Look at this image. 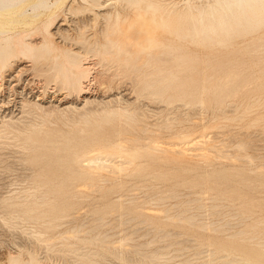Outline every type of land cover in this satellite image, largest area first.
Returning a JSON list of instances; mask_svg holds the SVG:
<instances>
[{"label":"rangeland","instance_id":"rangeland-1","mask_svg":"<svg viewBox=\"0 0 264 264\" xmlns=\"http://www.w3.org/2000/svg\"><path fill=\"white\" fill-rule=\"evenodd\" d=\"M168 1H171V0H168ZM176 1L184 2V0H176ZM66 4L69 5L67 6V9L59 11L57 14V17L53 21V24L50 28L51 37L53 38V41L56 45L60 47L71 48L76 51H82L83 54H85V52L83 51L85 48H83L82 45L78 43L76 40L80 30L84 29L85 35L88 36L91 40H94L96 37L101 36L102 21L100 19L92 18V16L89 15V13L82 11L81 0H66ZM70 6H71V9L69 8ZM262 32H263V29L259 30L258 32H255L254 35L258 36ZM42 36H43V33H35L31 35L29 39L37 42L42 39ZM249 37L250 35L246 36L245 37L246 40H244L245 38L243 37H240L239 39H237V41L233 45L232 51L229 49H225L223 47H205V48L203 47L201 49V48L192 46L190 51L192 52L195 51L197 54L198 53L201 54V57H203V59L209 60L205 63V66H204L207 68L202 67V74L198 75L199 78L196 84L195 83L193 84L192 89L188 88L187 85L184 84L182 88L179 87L178 89H175V88L170 89L167 92L168 94L164 95V97H161L159 99L146 96L139 91L136 92L137 88L134 87L135 84L133 85V81H132L133 76H135L134 74L127 75L125 73H122L121 68H119L118 65H115V64L109 65L111 66V68L106 70V68H108L109 66L101 65V64L96 65L97 59L95 60V58L91 56L88 57L89 56L88 54H85L84 58L86 59L88 57L86 61L91 62V64L93 65V70L95 71V73L93 72L92 74L94 75L98 73V75L96 74L98 78L96 77V80L95 79L93 80V76H90L89 77L90 80H87L85 84L91 82L90 83V85L92 86L91 89L94 90L93 91L94 93L96 92L95 94H93V97H95V101L93 103L88 104L83 109L81 108L79 111L73 108L71 110L64 108L65 111H62L53 105L48 106L49 109L47 108L46 110H41L31 105H28L26 107L25 112H21L22 107H21L20 101L18 103H15V101L13 100V95L10 96L9 94L10 93L9 89L7 91L5 90L3 94H4L6 101L10 100L7 103V105H9V108L6 109L5 111L9 112V110H11L14 112L12 114L13 117L15 119L19 118V120H16L15 123L18 126H24V125L27 126L28 130H31V128L36 127L37 132L51 133L50 134L51 139L53 140V143L55 144H61L68 137H72V136H77V138H81L80 137L82 136L81 128L84 127L85 123L82 120L78 121L76 117L80 118V115H81L80 113H83L89 110L98 111V114L95 115L96 117L95 116L92 117L93 123H91L92 125L90 126H92V128L97 127L99 131H102L104 134V137H106L107 140L114 141V142H117V140L118 142L120 140L121 141L124 140L125 141V142L123 141L124 143H126V141L127 142L131 141L132 145L134 144V146L132 147L139 148V149L144 148L145 145H147L151 139H158L160 141L159 144L162 143L160 145H164V143L167 141L168 142H173V141L180 142V141H183L185 138L190 139V138H194L195 136L196 138H199L197 136L201 135L202 132L206 133V135L208 134L206 136V139L208 137H209L208 139H212L213 137V140H210L212 145L218 144L217 142H220L222 138H223L222 140L230 139L232 142L233 138L231 139L230 137H234V136L238 137L237 135L240 134L239 132L241 131L242 133L244 132V134L242 135L241 133L242 136L239 135L240 137L234 138L233 142L231 144L229 143L231 146L235 145L237 141L239 140L240 141L242 139L246 140L247 138L251 137L252 134L253 136L255 134L256 135L253 137L254 140L253 139L250 140L251 138L248 139L250 144L255 145V146L253 145L254 148L253 147L250 148L252 145L250 146L248 144V146L250 147L243 149L244 150L243 156L244 155L248 156L245 158L246 162L244 161L241 162L238 160L237 161L230 160V156L233 154L230 151L228 152L231 153V155L228 153H224L225 158L222 156L218 158L215 156H212L210 158H206L203 156H193L190 158L186 157L182 160L179 158L178 159L175 158V157H178L176 155L175 157L167 159V162L163 158L165 154L161 153L159 155L160 157H157L156 160H154V166H156L155 169L157 171L164 170L165 172L162 171V173H164L163 175H161L159 171H158L159 172L158 174L156 170H154V172H151L152 174L151 173H141L138 175L137 173L131 171V169H126L127 171L125 170V172L122 171L120 173H115L113 171L108 170L107 168L88 169L86 167H80V170L82 172H88V170L90 173L93 172L91 176L94 178L96 177L94 179L95 184L98 183L99 185L101 184L103 185V188L99 186L100 189L98 187V184L96 186H93L96 189L95 188L91 189V187L87 189L85 188L86 186L82 188L85 185L84 183L86 182L82 177H80L81 173H78L75 177H71L70 173H68V171H66L62 167L58 169H52L51 171H49L48 166H46V164L44 163L46 159L42 158L43 156L41 155V151H42L41 147H36L37 145H34L26 141V139H24L25 134L23 131H20L16 127H14V130H11L9 132H3L2 135L3 136L5 135L4 136L5 138L3 136L0 137V156H1L0 157V264H5L6 262L8 263L9 257L11 255H17L19 252H21L23 257H25L26 259L28 258L29 253H34L36 257L41 258L42 260H44V262L46 263L49 262L47 264H56V263L57 264H71L73 259L69 255L65 256L61 252H59L60 247H64L67 243L69 244L70 242H73L75 244L80 243V245L82 246V251H87L88 249H90L91 251L92 250L98 251V253L94 255L95 262L91 264H154L156 262H157L156 264H161V263L162 264H173V263L174 264H196V263H200L201 261L204 262L209 259H213L217 257L218 254H221L222 251H219V252H216L213 250L212 252L209 251L211 249L217 248L216 246L218 245L217 241L225 242L226 246L230 248L228 250L235 254H240L241 252H243L245 249H248V248L249 249L257 248V250H259L258 245H256L255 243L259 240L260 237L264 235V222L260 223L264 221L263 220L264 219V138H262L264 137V45H262V47L261 45H257V47L251 46V43L247 39ZM261 43L263 44V42ZM254 49L257 52L254 51ZM216 55L217 57H215ZM216 58L219 59L220 65L213 66L214 60ZM94 61L96 62V64ZM17 65H19V67H17ZM21 66L24 67L23 74H22V77L24 79L22 81V84L26 86V91L28 90L26 94L27 97H30L32 93L33 94L41 93L40 90H43L44 86L45 88L48 86L47 91L44 88V91L47 92V95H45L46 97L45 102L48 103V104L46 103L47 105H50L51 103H49V100H51L52 95L54 94L50 92V90L52 91L55 86V88H57V91H56L57 98L59 97L63 98V100L64 101L67 100V102L77 101L78 102L77 104H79L78 105L79 107H81L84 104V101L82 100L83 96L78 94L74 90L68 91L66 89L67 91L64 90L65 93L60 92L61 89H58V86H59V85L57 86L58 83L56 84L55 82H53V80H50L47 77L44 71L40 69L41 65H39V63H35L28 59H23L22 62L19 61L15 63V65L10 67L7 70V72L5 71L4 74H8L11 71L16 73L18 69H20ZM101 66H103V68L106 67L104 68L105 70H103ZM193 68L194 66L190 67V69H193ZM101 70L104 73L101 72ZM228 71H237V72L244 73V74H252L253 79H251L252 81L243 83L239 87L238 91H235L230 95H222L219 98V100L214 99V98L207 100L205 104H203L204 106L196 103L192 99L193 94L205 90L203 85L206 86L208 83L210 85L212 83H219V82L224 81L226 72ZM100 72L108 79H105V78H104L105 80L102 79L103 75L101 76ZM208 75H210L209 79L206 78V76ZM186 76H188V73L185 71V73L181 74L179 81H183L186 78ZM100 77H101V80L105 81L104 82L105 85L100 80ZM8 79H10L9 76L6 77L5 79V87L10 85V80ZM26 80L28 81V83ZM196 85L198 87H195ZM177 93H181V95H184V97H181V98L177 97L176 96ZM65 94L67 95V97L64 96ZM85 95H89V94H85ZM170 95H173V96H170ZM39 96H42V95H37V96L33 95L30 98L38 99ZM62 96H64L65 99ZM168 96L170 97L171 100L167 98ZM166 100H169V101H166ZM54 101L56 103H54ZM252 102H255V104L254 103L252 104ZM53 103L55 105H59V99L53 100ZM228 104L229 105L233 104L232 105L233 108L230 107ZM235 104H236V107H234ZM248 104L252 105L253 108L251 107L252 109H250V111L244 112L245 107ZM63 106L64 104L60 108H62ZM94 106L96 107V109ZM117 106L118 107L127 106L129 109H132V108L134 109L135 107V109L136 108L139 109L141 112L140 117H142V120H143L141 122V125L144 124L143 122L147 120L144 125H147L149 128L151 127L152 130L159 129L157 128L158 126H156L158 125V123L155 124L156 122H159V120L160 121L167 120V119L171 120V118L172 119L174 118V120H171L174 123L173 129L172 131H169V132L167 130L163 132L162 134H158V131H156L155 132L156 135H155L153 132L151 133L150 131L143 132L144 130L140 128L141 125L132 124L133 126L130 127L131 125L130 123H129L130 125H128V123L126 124V122H124L125 124L121 123L123 121L118 119L117 115L108 116L110 119L108 117L104 118L106 114L105 112L106 108L112 109ZM254 106H257V107H254ZM219 107L221 108L224 107L223 109H226L228 107V109H231V110L226 109V111L233 110V112H227L226 114L223 113V115L220 114L222 116H218V117L216 116L217 118L216 117L214 118V116L218 114L217 110ZM51 111H56L61 114L63 112V114L67 115L69 119L62 122L61 120L56 118V116L53 115V118L51 116H48L50 120L49 121L46 119L45 114L43 113H47ZM197 111H199V113ZM192 113H194L193 116H190L192 115ZM196 116H199V118L202 117V119L204 120H202L201 118H200L201 120H198L199 118ZM237 116H242L243 118L242 117L237 118ZM181 117L184 119H182ZM194 117H196L197 120H195ZM225 117L226 118L230 117V119L229 118L226 119ZM177 118L178 119L181 118V120H178ZM232 118H235V120ZM256 118L257 119L259 118V119L254 121ZM43 119L45 120L43 121ZM223 119L225 123H228V124L225 125ZM154 120L156 121L154 122ZM187 120H190V121L188 122ZM45 121L47 122L45 123ZM71 121L73 122L76 121L77 125L75 123L74 125L73 122ZM152 121L154 122L155 125L154 124L152 125L153 123ZM180 122H182V124H180ZM160 123H162V121L159 122V124ZM215 123L217 126L214 125ZM136 125L139 127H137ZM28 130H27V133L29 132ZM224 130H228V131H225L224 133L223 132ZM218 131L219 132L222 131L223 133L222 132L221 133L223 134V136ZM177 133H181V134L183 133L184 135L186 133V135L185 137H181L180 134L178 135ZM212 133L214 135H212ZM210 136L212 137L210 138ZM225 136H227V138H225ZM200 138H202V136H200ZM139 139L141 141H139ZM225 140H224V143L225 142L227 143V141ZM194 142L195 140L192 142V144H194ZM222 142L223 141H221V146L223 147V145H226V144H223ZM76 145L73 146L74 147L73 149H77L79 145L81 144L79 143L78 146ZM190 145H191V142H190ZM230 145L224 146L223 149L228 150V147H229V149L231 150L232 147L236 146L235 145L231 147ZM28 146L30 147L28 148ZM164 146L168 147L169 144L166 145L165 143ZM173 146L174 147L176 146V149L179 148L178 146L183 147L181 142ZM173 146L171 145V148ZM221 146L219 145V147ZM100 148H102V146H98V145L90 146L88 147L87 150L91 152L94 150L97 151ZM73 149L72 148L65 149L63 153L67 152L68 150H73ZM234 151L232 150V152ZM254 155H257V156L255 157ZM226 156L229 158H227ZM143 158H139V160L137 159L136 163L138 162V164L136 165H141V164L146 163L147 159H145V157ZM257 158H260V159H257ZM248 159L249 161L250 160L251 161L249 162ZM260 165L263 168L259 167ZM97 171L98 173L101 172V174L100 173L98 174ZM40 175L43 176L44 178L47 177L49 179H54V180H57L59 178H64V177H71L74 183L77 185L76 189L79 191L78 195L73 197L72 199L73 210L70 213L72 216H69V217L68 215L63 216V218H61L57 222L59 225H57L56 227L47 228L46 225L44 224L41 225L38 223L26 221L25 219H22L18 215V213H16V211L10 212L11 211L10 210L8 212L9 208L5 204V200L8 197L23 196V195L28 196L30 195V192L33 193L34 191H36L39 188V186L37 185V183L34 184V181H36V179ZM96 175L99 177H97ZM149 175H152V176H149ZM156 176H159V177H156ZM160 176H162L163 178H160ZM100 177H104V178H102L101 180ZM34 187L36 189L33 190L32 188ZM134 189L137 191H135ZM174 194H175V197L176 195L177 196L179 195L178 198L177 197L175 198L173 196L170 197L171 195H174ZM215 194H217V196L214 197L213 195ZM162 197H166L167 199L166 198L162 199ZM193 198L195 199L192 200ZM221 198L222 200L223 198L225 199L223 201L222 200L219 201V199ZM152 199L154 200L152 201ZM185 200L189 202H185ZM172 203L174 204L177 203L176 207L175 205L171 206L173 208L175 207V209L170 207ZM212 203L214 205L219 203L222 208L221 207L219 208V204H218V205H215V206H218V208L213 206L217 208L216 210H214L215 208L209 207V206H212L211 205ZM199 204L201 205L205 204V205L204 206L200 205V207H203V208L199 207L200 208L199 210L198 208ZM152 208H154L155 211L154 210L151 211ZM156 208H159V209L157 210ZM165 208L167 210L169 208V211H168L169 214H167V212L166 213L163 212ZM187 208L189 211L185 210ZM147 209H150V211L149 210L147 211ZM218 209H220V211H218ZM238 209L244 211L243 213L245 216H247V218H244V217H242L243 219L239 218L241 217V215L238 213L239 212ZM212 210L216 212L218 211L217 213H215L214 216L211 214L213 217L208 215V212L209 213L213 212ZM228 210L230 214L228 213ZM230 210H234L238 212H234V211L231 212ZM182 211H184L185 214L193 213L196 215L198 213H204V211H207L206 212L207 214H204L206 215L204 217L203 215L198 216L199 215L198 214L197 215L198 220L199 218L202 219L203 221L204 220L207 221L208 219L207 222L205 221L206 224L215 220L216 222H213L215 223V225L212 224L214 226H210V227L212 228L214 227L215 229V226L219 225L221 228L228 227V229L231 228V230L229 229L228 232L227 231L219 232V231H216L217 228L216 230H210L209 227L207 228L199 227V224H197V226L195 224L194 225L187 224V223L185 224V222L181 220H175V219L171 220L167 218V216L170 214H177ZM226 211H227V214L224 213ZM73 212H75V215L72 214ZM76 212L78 213L81 212V213L76 214ZM231 213L233 215L238 213L239 215L238 216L235 215L234 217ZM216 214L218 215L220 214V216ZM7 215L10 218L7 217ZM117 216H120V217L122 216V217L119 218ZM96 217L97 218L101 217V218L100 220L99 219L94 220L93 218L96 219ZM116 217L118 219H116ZM131 217H133V219L126 221L128 218H131ZM223 217H225V219L220 221V219H222ZM114 218L116 219L115 221H113ZM209 218L211 221L209 220ZM110 220L113 222H110ZM141 220H145V221H141ZM226 220L229 222L227 226L225 225V223H227L225 222ZM231 221H232V224L230 223ZM87 222H90V223H87ZM106 222H109V223L106 224ZM122 222L123 223L126 222L125 225ZM220 222L221 224L224 223L225 227H222L220 225ZM239 222H242V223L240 224ZM255 222L256 223L259 222V223L254 224ZM62 223L63 225H61ZM98 223H100L99 224L100 226L97 228L96 232L104 233V231H106L112 235H114L113 233H115V235L111 237L112 239L110 238V240L111 241L113 240L114 243H117V240L119 239L121 240L123 236L126 237V234L129 235V232L132 233L135 231L134 232L135 234L132 233L131 235L130 233L129 238L131 239L126 240V245L128 243L130 244V245L128 244L127 247L132 246L131 243L133 244V246L134 245L137 246V244H140V243L144 245V243H146L145 247L142 245V251H145L146 253H148L150 251L151 252L154 251V249L158 250V247H159V252L162 254L161 256L163 258L157 257L158 260L157 259H156L157 261L154 260L156 262L153 263L151 259H149L148 257L144 259L143 256L135 254L131 251H128L127 253V251L124 249L125 246L120 244L121 243L120 240L118 241L120 243H117L118 245L115 244L117 247L113 245L111 249H107L106 247H103L100 243H97V244L88 243L87 244L86 241L79 240L81 239V237H85L89 235L87 232H85V234L83 235L82 233L83 231L81 232L82 234H80L81 237H78V238L73 237L70 239H62V238L54 239V237L58 236L57 235L58 233L63 232L73 226H77L79 224H86V226L83 225V229L85 230V229H88V227L90 228L92 227V225H95ZM238 223L239 225H237ZM128 226H130L129 229L127 228ZM219 226H218V229L221 230ZM140 227H143V228L141 229ZM253 228L255 229V231ZM123 229L125 230L121 231ZM159 229L160 230L165 229V230L160 231ZM239 229L240 231L245 230L243 233H240V234H244L245 236H242L239 233H237L238 235L233 234L234 232H236V230L239 231ZM169 230H172L171 231L172 233L176 232L179 235H176L175 233L170 236L167 235L166 237V235L164 234H166L165 232ZM257 230L262 231V234L257 233L256 232ZM119 231L120 233H117ZM248 231H252L253 235H248L250 233ZM31 232H34V233H31ZM144 232H147L148 235L143 234V237H142L141 235ZM245 232H247L248 234ZM231 233L233 235H231ZM37 234L40 236L44 235L43 237H46V236L53 237L55 246L59 248L54 249V250H49L48 248H46L45 241L43 240L40 241L37 239V236H38ZM163 235L165 237H162ZM252 236L254 238L256 237L257 238L253 239L251 238ZM186 237H187V241H186ZM243 237L244 238L250 237L251 240H249L250 238L245 240ZM151 238H153L151 240L153 241V243H151L150 245ZM132 239H135V240H132ZM157 239H159V242ZM189 239H194V241L189 240ZM155 240L157 242H154ZM182 240L183 241L185 240V241L183 242ZM178 241H180V243H177ZM208 241L215 242L216 247H214V244H213L210 248ZM168 243L169 244L172 243V245H168L167 247L166 245ZM198 243L199 244L203 243V247H202V244L200 246ZM204 247L207 249H203ZM179 249H182V250H179ZM201 249L205 251L201 253ZM196 251L199 252L201 256L199 255L195 256L194 253ZM206 251H209L211 253L206 252ZM197 252H196V255L198 254ZM208 254H213V255L211 256ZM190 257L195 260H192ZM186 258L190 259L189 262L186 261L187 260ZM182 260H184V262Z\"/></svg>","mask_w":264,"mask_h":264},{"label":"bare ground","instance_id":"bare-ground-1","mask_svg":"<svg viewBox=\"0 0 264 264\" xmlns=\"http://www.w3.org/2000/svg\"><path fill=\"white\" fill-rule=\"evenodd\" d=\"M81 5H82V11L89 13V15L92 16V18L100 19L102 21L101 36L96 37L94 40H91L88 36L85 35L84 29L80 30L76 40L78 43H80L82 45L83 48H85L83 50L85 52V54H88L89 55L88 57L91 56V57L95 58V60L97 59V61H96L97 64L94 61L96 65L101 64V65L109 66V65L115 64V65H118L119 68H121L122 73H125L127 75L128 74H134L135 76H133V79L135 81L133 79H132V81H133V85L135 84L134 87L137 88L136 92L139 91L142 94H144L146 96H150V97L155 98V99H159L161 97H164V95L168 94L167 92L172 88H175V89H178L179 87L182 88V86L184 84H186L188 88L192 89L193 84L194 83L196 84V82L199 78L198 75L202 74V67H204L205 63L209 60L203 59V57H201V54H199V53L197 54L195 51H193V52L190 51L192 46L197 47V48H201V49L203 47L204 48L205 47H223L225 49H229L232 51L233 45L237 41V39H239L240 37L245 38L248 35H250V37L247 39L251 43V46L257 47V45H261V47H262V45H264V0H184V2H180V1L178 2L176 0H171V1H168V0H81ZM67 6H69V5L66 4V0H0V137L3 136L2 135L3 132H9L11 130H14V127H16L20 131H23L25 134L24 139H26V141H28L34 145H37L36 147H41V150H42L41 155L43 156L42 158L46 159L44 163L46 164V166H48L49 171H51L52 169H58V168L62 167L66 171H68V173H70L71 177H75L78 173H81L80 177H82L86 182V183H84L85 185L82 183L84 185L82 188H84L86 186L85 188H87V189L90 187H91V189L95 188L93 186H96L98 183L97 184L94 183V179L96 177L94 178L91 176L93 174V172L90 173L89 170H88V172H82L80 170V167H86L88 169H92V168L105 169V168H107L108 170L113 171L115 173H120L122 171L125 172L126 169H131V171L137 173L138 175L141 173H151V172H154V170H156L155 169L156 166H154V160H156L157 157H160L159 155L161 153L165 154L163 156V158L165 159L166 162H167V159L175 157L176 155L178 157H175V158H177V159L179 158V159L183 160L186 157L190 158L193 156H203L206 158H210L212 156H215L218 158V157L222 156L225 158L224 153H228L230 155H231V153H233L230 156V160H233V161L238 160L241 162L242 161L246 162L245 158L248 156L247 155L243 156V154H244L243 149L250 147L251 145L252 146L250 148L253 147L254 144H250L248 139L251 138L250 140H252V139L254 140L253 137L256 134L254 136L252 134V136L247 138L246 140L242 139L241 141L239 140L240 142L237 141V143L235 144L236 146L232 145V146H235V147H232L230 144L233 142L234 138L240 137L239 135H241V133H242L241 130H240L241 132H239L240 134L237 135L238 137H235V136L230 137L231 139L233 138L232 142L230 139H228V140L224 139L225 141H227L228 144L226 142L224 143V140H222L223 138L221 139V141H223L222 142L223 144H226L227 146L230 145L232 147V148L230 147L231 150L229 149V147H228V150L223 149V147L226 145H223V147H222L221 141L217 142L218 144L220 143L219 145L221 147H219L218 144L212 145L210 140H213V137L210 136V138L212 137V139H208L209 137L206 139V136L208 134L206 135V133H203V132L201 135L197 136L199 138H196V136H195L194 138H190V139L185 138L183 141H180L183 147L178 146L179 148H177V149H176V146L174 147L173 145L179 144L180 143L179 141L178 142H176V141L175 142L174 141L168 142L167 141L168 143L165 142L166 145L169 144V146L167 147V146H164L165 143H164V145H160L162 143L159 144L160 141L158 139H151L149 141V143L147 145H145V147L142 145L144 148L139 149V148L132 147V146H134V144L132 145L131 141H128V142L126 141V143H124L125 142L124 140H122V141L120 140L119 142H118V140H117V142L109 141L106 139V137H104L103 132L99 131L97 127L92 128V126H90V125H92L91 123H93L92 117H94L95 115L98 114L97 110H89V111L80 113L81 114L80 118L76 117V119L78 121L82 120L85 123L84 127L81 128L82 129L81 130L82 136H80L81 138H77V136L68 137L61 144L53 143V140L51 139V135H50L51 133L37 132L36 127L31 128V130H28V127L25 125L24 126H18L15 123V121L19 120V118L15 119L13 117L12 114L14 112L11 110H9V112L5 111L6 109L9 108V105H7V103L10 100L6 101L3 92L5 90L7 91L8 89L10 92L9 93L10 96L13 95V100L15 101V103H18L20 101V104L22 107V110L20 109L21 112H25L26 107L28 105H31V106L36 107V108L41 109V110H46L48 108V106L53 105L62 111H65L64 108L69 109V110H71L73 108V109L79 111L81 108L83 109L85 106H87L88 104L93 103L95 101V97H93V94H95L96 92L94 93L93 92L94 90L91 89L92 88V86L90 85L91 82L86 83V84H85V82L87 80H90L89 79L90 76H93V80L94 79L96 80V77H97L96 74L98 75V73H96L94 75L92 74L93 72L95 73V71L93 70V65L91 64V62L86 61V59L88 57L85 59L84 58L85 54H83L82 51H76V50L71 49V48H65V47H60V46L56 45L53 41V38L51 37L50 28L53 24V21L57 17L58 12L61 10L67 9ZM69 8L71 9V6ZM261 29H263V32L260 35L255 36L254 33L258 32ZM35 33H43L42 39L37 41V42L29 39L30 36L35 34ZM244 40H246V38ZM261 42H263V44ZM235 48H237V47H235ZM254 51H256V50L254 49ZM215 57H217V55ZM23 59H28V60H31L35 63H39V65H41L40 69L42 71H44V73L47 75V77L50 80H53V82H55L56 84L58 83L57 86L59 85L58 89H61L60 92L65 93L64 90H66V89L68 91L74 90L75 92H77L78 94L83 96L82 100L84 101V104L81 107H79L78 106L79 104H77L78 103L77 101H68L67 102V100L64 101L63 98H60V97L57 98V94H56L57 88H55V86H54V89L52 91L50 90V92L54 93L52 95L51 100H49V103H51L50 105H47L48 103L45 102V98H46L45 95H47L46 91H47L48 86L46 88L44 86L46 91H44V88H43V90H40L41 93H35L34 92L35 94H33V93L31 94L30 97H32L33 95L34 96L42 95V96H39L38 99L27 97L26 94H27L28 90L26 91V86H24L22 84V81L24 79L22 77L24 67L21 66L22 68L20 67V69H18V71L16 73L11 71L8 74H4L5 71L7 72V70L10 67L14 66L15 63H17L19 61L22 62ZM217 65H220L218 58H216L214 60V63H213V66H217ZM191 66H194V68L190 69ZM17 67H19V65H17ZM101 67L103 70H105L104 68H106V67L103 68V66H101ZM109 68H111V66L106 68V70H108ZM204 68H207V67H204ZM185 71L188 73V76H186V78L183 81H179L181 74L185 73ZM101 72H103V71L101 70ZM101 72H100V74H101ZM100 74H99V76H100ZM102 75L103 74H101V76ZM111 75H113V74H111ZM8 76L10 77V79H8V80H10V85L5 87V79ZM104 78L108 79L103 75L102 79H104ZM206 78L209 79L210 75L206 76ZM251 79H253L252 74H244V73H240L237 71H228V72H226V76H225L224 81L219 82V83H212L210 85L208 83L207 84L208 86L203 85L205 90L193 94L192 99L196 103L201 104V105L205 104V102L207 100H210L212 98L219 100V98L222 95H230L233 92L238 91L239 87L243 83L252 81ZM93 80H91V81H93ZM100 80H101V77H100ZM40 81H42V80H40ZM101 81L104 84L105 81H103V80H101ZM27 83H28V81H27ZM41 87H43V86H41ZM195 87H198V86L196 85ZM85 94H89V95H85ZM64 96L67 97L66 94ZM64 96H62V97H64ZM170 96H173V95H170ZM176 96L179 98L184 97V95H181V93H177ZM167 98L169 100H171L169 96ZM17 99H19V100H17ZM56 99H59V105H55L54 104V103H56L55 101L53 103V100H56ZM64 99H65V97H64ZM169 100H166V101H169ZM253 103L255 104V102H252V104ZM63 104H64V106L62 107L63 108L62 109L60 107ZM236 104L234 105V107H236ZM232 105L233 104H230L229 106L232 107ZM258 106H260V105H258ZM251 107H252V105H249V104L246 105L244 112L250 111V109L253 108V107L252 108ZM254 107H257V106H254ZM223 108H221V107L218 108V110H217L218 114L215 115L214 118L216 116L217 117L222 116L223 113L226 114L227 112H233V110L232 111H226V109L231 110V109H228V107L226 109H223ZM86 109H87V107H86ZM95 109H96V107H95ZM1 110H2V112H1ZM54 110H56V109H54ZM4 111H5V113H4ZM105 112H106V114H105L104 118H107L108 116H111V115H117L118 119L123 121L121 123L126 122V124L128 123V125L131 124L130 127L133 126L134 124L141 125V122L143 121L142 117H140V114H141L140 110L137 108L135 109V107H134V109L133 108L129 109L127 106L126 107H123V106L118 107L117 106V107L112 108V109L106 108ZM197 112L199 113V111H197ZM43 114H45V117L47 120H49L48 116H51L53 118V115L56 116V118H58L62 122L69 119V117H67V115L63 114V112L61 114V113H58L56 111H51V112H47V113H43ZM193 114L194 113H192V115H190V116H193ZM220 114H222V115H220ZM244 114H246V113H244ZM196 117L199 118V116H196ZM196 117H194L195 120H197ZM239 117L241 118L242 116H237V118H239ZM181 118L180 119L177 118V119L181 120ZM200 118L202 119V117H200ZM200 118L198 120H201ZM228 118L230 119V117H228ZM228 118H226V119H228ZM182 119H184V118H182ZM224 119H223V121H224ZM232 119L235 120V118H232ZM258 119L256 118L254 121H256ZM44 120L45 119H43V121ZM171 120H174V118L173 119L171 118ZM171 120H168V119L167 120H161L162 123H160V124H159V122H161L160 120H159V122H156L155 124L158 123V125H156V126H158L157 128H159L158 130H154V129L152 130L151 127L149 128L147 125H144L147 120L145 122H143L144 124H142L140 126V128L142 130H144L143 132L150 131L151 133L153 132L155 134V132L158 131V134H162L163 132H165L167 130H168V132L172 131L174 123ZM176 120H175V122H176ZM202 120H204V119H202ZM155 121L156 120H154V122ZM183 121H185V120H183ZM187 121L189 122L190 120H187ZM46 122L47 121H45V123ZM71 122H73V121H71ZM154 122L152 123V125L154 124ZM74 123L77 125L76 121L73 122V124ZM224 123H225V121H224ZM147 124H149V123H147ZM175 124H177V123H175ZM180 124H182V122H180ZM226 124H228V123H225V125ZM214 125H216V123ZM137 127H139V126H137ZM161 129H163V130H161ZM27 130L29 131L28 133H27ZM228 130H224L223 132L225 133V131H228ZM230 130H232V129H230ZM221 132H219V133H221ZM209 133H210V131H209ZM217 133H216V135H217ZM177 134L178 135L180 134L181 137H185V135H186V133H185V135L183 133L182 134L177 133ZM243 134H244V132L242 133V135ZM210 135H211V133H210ZM212 135H214V134L212 133ZM200 136H202V138H200ZM222 136H223V134H222ZM217 137H215V138H217ZM128 138H130V137H128ZM225 138H227V136H225ZM262 138H264V137H262ZM197 139H199V140H197ZM194 140H195V142H194V144H192V142ZM229 140H230V142H229ZM139 141H141V140L139 139ZM190 142H191V145H190ZM79 143L81 145H79V147L77 149H73L74 148L73 146H75L76 144H77L76 146H78ZM24 144H25V142H24ZM248 144L250 146H248ZM97 145L102 146V148H100L101 150L98 149L97 151L96 150L91 151L92 153L87 150L88 147L97 146ZM171 145L174 148L173 147L171 148ZM30 146H28V148ZM69 148H72L73 150H68L67 152L63 153V151L65 149H69ZM232 150L233 151L235 150V151L232 152ZM228 151H230L231 153H229ZM254 156L256 157L257 155H254ZM143 157H145V159H147V162L144 164H141V165H136V164H138V162L136 163L137 159L139 160V158H143ZM227 158H229V157H227ZM249 159H251V158H249ZM249 159H248V161H249ZM257 159H260V158H257ZM175 162H177V161H175ZM141 163H143V162H141ZM261 165L259 167L263 166V165L262 166ZM158 171L160 172L161 175L164 174V173H162V171L165 172L164 170H162V171L158 170ZM159 172H158V174H159ZM97 173H98V171H97ZM99 173L101 174V172H99ZM149 176H152V175H149ZM71 177H64V178H59L57 180H54V179H49L47 177H46L47 178L46 179L40 175L36 179V181H34V184L37 183V185L39 186V188L37 186L38 189L36 191H34L33 193L30 192V195H28V196H24V195H23L24 197L23 196H11L5 200V204L9 208L8 212L10 210H11L10 212L16 211V213H18V215L22 219H25L26 221L38 223L41 225L44 224V225H46L47 228L56 227L57 225H59L57 222L61 218H63V216H66V215H68V217L72 216L70 214L73 210L72 199H73V197L78 195L79 191L76 189L77 185L74 183V181ZM97 177H99V176H97ZM145 177H146V175H145ZM156 177H159V176H156ZM164 177H165V175H164ZM100 178L102 180V178H104V177H100ZM160 178H163V177L160 176ZM97 179H96V181H97ZM4 185H5V183H4ZM99 186L101 188H103L102 184L101 185L98 184V187ZM100 187H99V189H100ZM32 189L34 190L36 188L34 187ZM86 190H84V191H86ZM140 190H138V191H140ZM82 191H80V192H82ZM135 191H137V190H135ZM27 194H29V193H27ZM172 196L175 197V194L171 195L170 197H172ZM178 196L176 195L177 198H178ZM213 196L215 197V196H217V194H215ZM166 197H162V199L166 198ZM194 199L195 198H193L192 200H194ZM224 199L225 198H223V200ZM138 200H139V198H138ZM153 200L154 199H152V201ZM187 200H185V202H189ZM220 200H222V198L219 199V201ZM159 201H161V200H159ZM176 204L172 203V205H170V207L173 205H175V207H176ZM218 204L219 203H217L215 205H218ZM93 205H94V203H93ZM157 205H159V204H157ZM200 205L201 204L198 205V208L200 207ZM204 205L202 204L201 206H204ZM211 205L212 206H209L210 208L211 207L212 208H215V207L218 208V206H215L213 203ZM221 205H222V203H221ZM213 206H215V207H213ZM175 207L174 208L171 207V208L175 209ZM220 207L221 206L219 204V208ZM149 208H151V207H149ZM200 208H203V207H200ZM200 208H199V210H200ZM217 208H215L214 210H216ZM156 209L158 210L159 208H156ZM148 210L150 211V209H147V211ZM153 210H154V208H152L151 211H153ZM161 210H162V208H161ZM185 210H188V208ZM238 210H239V212L234 211V210H230V211L231 212H233V211L238 212L241 215V217H239L241 219H243L242 217L247 218V216H245L243 213L244 211H242L240 209H238ZM168 211H169V208H168V210L166 208L163 210V212H165V213L167 212V214H169ZM184 211L179 212L177 214H170L167 216V218L171 219V220L172 219L173 220L174 219L175 220H181V221L185 222V224L186 223L191 224V225L195 224L196 226H197V224H199V227H201V228L209 227L210 230H216V228H217L216 231H219V232H221V231L222 232L223 231L228 232L229 229L231 230V228L228 229V227L227 228H221L219 225L218 226H219V228H221V230L218 229V226H215V229H214V227L213 228L210 227V226L215 225V223H213V222H216L212 218L211 219L213 221L210 222L211 224L210 223L206 224L208 219H207V221L206 220L203 221L202 219L199 218V220H200L199 221L197 215L198 214H199L198 216L203 215V217H204V216H206L204 214H207L206 212L208 210L204 211V213H198L197 215L193 214V213L185 214ZM218 211H220V209H218ZM217 212L216 211H213L212 213L208 212V215L213 217L215 215V213H217ZM77 213L78 212H76V214ZM79 213H81V212H79ZM160 213H161V211H160ZM221 213H222V211H221ZM224 213L227 214V211ZM228 213L230 214L229 210H228ZM238 213L235 215L238 216L239 215ZM72 214L75 215V212H73ZM216 215H218V214H216ZM235 215H233V216L235 217ZM218 216H220V214ZM7 217H9V216L7 215ZM117 217L121 218L122 216L121 217L117 216ZM117 217H116V219H118ZM100 218L96 217V219L95 218H93V219L94 220H97V219L100 220ZM116 219L114 218L113 221H115ZM131 219H133V217L128 218L126 221L131 220ZM223 219H225V217L220 219V221ZM209 220H210V218H209ZM217 220H219V219H217ZM91 221H93V220H91ZM113 221L110 220V222H113ZM141 221H145V220H141ZM90 222H87V223H90ZM225 222H227V223H225V225L227 226L229 224V222L227 220ZM256 222L254 224L259 223V222L258 223H256ZM263 222L264 221H262L260 223H263ZM63 223L61 225H63ZM108 223L109 222H106V224H108ZM125 223H123V224L125 225ZM217 223H218V221H217ZM217 223H216V225H217ZM230 223L232 224V221ZM239 223L241 224L242 222H239ZM239 223L237 225H239ZM86 224H79V225L73 226V227H71V228H69L63 232H60L57 234L58 236L54 237V239H56V238L70 239L73 237L78 238V237H81L80 234L83 233V235H84L85 232H87L89 235H87L85 237H81V239H79L80 241L81 240L86 241L87 244L88 243H92V244L100 243L103 247H106L107 249H111V247L113 245L116 246L115 244L121 242L120 244L125 246L124 249L127 251V253H128V251H131L135 254L143 256L144 259L146 257H148L149 259H151V261L153 263L156 262L158 260V258L162 257L161 256L162 254L159 252V247H158V250L154 249V251H152V252L150 251L151 253L150 252L146 253L145 251H142V245H143L142 243L137 244V246L136 245L133 246V244L131 243L132 246L127 247L129 243L126 245V240L131 239V238H129L131 232H129V235L126 234V237L123 236L121 238V240L119 239L120 242H118L119 240H117V243H114V241L113 240L111 241L110 238L112 236H114L115 233H113L114 235H112L106 231H104V233L103 232L97 233L96 231H97V228L100 226L99 225L100 223L92 225V227H90V228L88 227V229L84 230L83 225L86 226ZM106 224H104V225H106ZM212 224H214V225H212ZM220 225L222 227H225L224 223L221 224V222H220ZM116 227H118V226H116ZM129 227L130 226H128L127 228L129 229ZM140 228L142 229L143 227H140ZM255 228H257V227H255ZM225 229H227V230H225ZM124 230L125 229H123L121 231H124ZM164 230L165 229L160 230V231H164ZM171 231L172 230L165 232L166 234H164V235H166V237H167V235L170 236V235H173L176 233V232L172 233ZM244 231L243 230L240 231V229H239V231L236 230V232H234L233 234L234 235L237 233L240 234V233H243ZM254 231H255V229H254ZM94 232H96V233H94ZM134 232H132V233L135 234ZM147 232L142 233L141 236L143 237V234L148 235ZM248 232H250L251 234L250 233L248 234L247 232H245V233H247L248 235H253L252 231H248ZM256 232L262 234V231L257 230ZM31 233H34V232H31ZM117 233H120V231ZM132 233H131V235H132ZM178 233H179V231H178ZM233 234L231 233V235H233ZM164 235L162 237H165ZM176 235H179V234L176 233ZM240 235L245 236L244 234H240ZM43 236L38 235L37 239L40 241L41 240L45 241L46 248H48L49 250H54V249L59 248V247L57 248V246H55V242L53 241V237H51V236L43 237ZM258 237H260V236H258ZM153 238H151L150 241ZM248 238H250V237H248ZM248 238H244V239L246 240ZM251 238L256 239L257 237L254 238L252 236ZM251 238L249 240H251ZM132 240H135V239H132ZM157 240L159 242V239H157ZM189 240L194 241V239H189ZM180 241H178L177 243H180ZM186 241H187V237H186ZM154 242H157V241L155 240ZM203 242H205V241H203ZM151 243H153V241L150 242V245H151ZM217 243H218V245H216L217 248L211 249L209 251H211V252H212V250L216 251V252L222 251L221 254H218L217 257H215L213 259H209V260L204 261V262L201 261L200 263H196V264H264V235L262 237H260L259 240L255 243L256 245H258L259 250H257V248H254V249L248 248V249H245L240 254H235L233 252H230L228 250L230 248H228L226 246L225 242H221V241L218 242L217 241ZM78 244L80 245V243H78ZM78 244H75L73 242H70L69 244L67 243L64 247H60L59 252H61L65 256L69 255L73 259L71 264H91V263H94L95 262L94 255L97 254L98 251H94V250L91 251L90 249H88L87 251H82V246L81 245L79 246ZM145 244L146 243H144V245H143L144 247L146 246ZM201 244L203 247V243H201ZM201 244H199V245L201 246ZM208 244H209L210 248L213 244H214V247H216L215 242H213V241H210V242L208 241ZM168 245H172V243L171 244L168 243L166 246L168 247ZM205 245H207V244H205ZM147 246H149V245H147ZM203 249H207V248L204 247ZM203 249H201V253H203L205 251V250L203 251ZM179 250H182V249H179ZM160 251H161V249H160ZM209 251H206V252H209ZM196 252L194 253L195 256H198V255L201 256L199 254V252H197L198 254L196 255ZM211 252H209V253H211ZM213 254H208V255L212 256ZM183 255H184V253H183ZM206 257H207V255H206ZM191 259L195 260L193 258H191ZM198 259H199V257H198ZM154 260H156V261H154ZM184 260H182V261L184 262ZM189 260L190 259H187L186 261L189 262ZM45 263L46 262H44V260L36 257L34 253H29L28 258L26 259L25 257H23L22 253L19 252L17 255H11L9 257V261L7 264H45ZM47 263H49V262H47ZM156 263H154V264H156Z\"/></svg>","mask_w":264,"mask_h":264}]
</instances>
